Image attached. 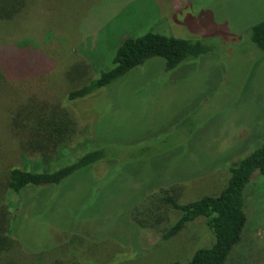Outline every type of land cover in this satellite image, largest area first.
<instances>
[{
  "label": "rangeland",
  "instance_id": "1",
  "mask_svg": "<svg viewBox=\"0 0 264 264\" xmlns=\"http://www.w3.org/2000/svg\"><path fill=\"white\" fill-rule=\"evenodd\" d=\"M45 1L48 14L32 6L25 23L21 17L0 29L1 43L11 31L33 39L46 33L38 49L52 62L49 80H26L21 101L59 103L75 124L70 147L86 142L115 154L56 187L30 190L13 223L22 249L33 254L25 264L188 261L214 236L199 217L161 240L179 216L163 198L184 204L217 195L228 167L264 141V53L247 36L264 19V0ZM147 32L210 49L169 71L153 57L83 98L65 99L112 67L124 37ZM147 146L152 153L140 156ZM254 175L247 225L225 264H264V176Z\"/></svg>",
  "mask_w": 264,
  "mask_h": 264
},
{
  "label": "trees",
  "instance_id": "2",
  "mask_svg": "<svg viewBox=\"0 0 264 264\" xmlns=\"http://www.w3.org/2000/svg\"><path fill=\"white\" fill-rule=\"evenodd\" d=\"M32 6L38 13L42 7V12L48 14L45 0L42 6L36 0H0V29L4 30L21 17L19 22L25 23ZM45 35L43 30L41 38L33 39L11 31L5 35L4 42H0V264H25L33 255L24 251L13 235L16 211L22 202L30 201L27 196L31 189L56 187L77 171L109 161L111 154H115L111 147L91 146L86 142L80 149L70 147L68 144L76 133L75 124L59 103L38 105L30 100L21 101L27 93L23 83L38 76L49 80L47 75L52 62L38 49ZM61 35L70 36L65 30ZM247 36L250 43L264 53V19L253 23ZM74 38L76 40L75 35ZM209 49L200 40L157 32L124 37L116 49L112 67L101 71L96 79L68 91L65 99L83 98L153 57L163 58L164 69L169 71L183 60L197 58ZM140 152V156L152 153L148 146L142 147ZM228 172L226 185L217 195H204L184 204L178 203L176 196L163 198L179 216L162 233L161 240L170 239L199 217L214 236L210 246L197 249L188 261L170 264H225L233 247L240 243L247 225L248 183L255 173L264 176V141L252 153L229 166ZM259 244L264 247V236Z\"/></svg>",
  "mask_w": 264,
  "mask_h": 264
}]
</instances>
